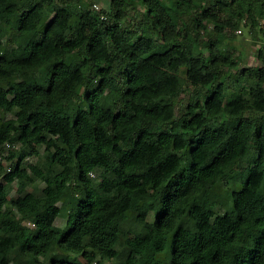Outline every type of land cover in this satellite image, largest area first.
<instances>
[{
    "label": "trees",
    "instance_id": "16d2710c",
    "mask_svg": "<svg viewBox=\"0 0 264 264\" xmlns=\"http://www.w3.org/2000/svg\"><path fill=\"white\" fill-rule=\"evenodd\" d=\"M0 24V264H264V0H0ZM241 25L260 64L233 77Z\"/></svg>",
    "mask_w": 264,
    "mask_h": 264
},
{
    "label": "rangeland",
    "instance_id": "374dc122",
    "mask_svg": "<svg viewBox=\"0 0 264 264\" xmlns=\"http://www.w3.org/2000/svg\"><path fill=\"white\" fill-rule=\"evenodd\" d=\"M110 0H89L91 3V7H93V3H96L99 9L108 8ZM94 8V7H93ZM97 9V8H96ZM132 10L129 12V16L132 15ZM212 27V24L209 25ZM2 29V25L0 24V31ZM240 29V32L238 31ZM226 33V41L224 42V47L230 49V51L234 54V57L237 59V66L230 71V74L234 77L238 70L243 69L248 66H255L259 65L260 61L256 57V49L259 46L258 37L260 36L259 33H256V36L251 33L248 27L239 26L237 28L228 27L225 30ZM5 39V38H4ZM3 39V40H4ZM116 89H119V85H115ZM182 98L184 100V94H182ZM6 118L12 117V113H6ZM28 161L33 162L36 160L35 156H29L26 158ZM93 175V174H92ZM1 180V179H0ZM43 186L39 180H36L33 184L28 185L26 190H35L39 191L40 188ZM17 184L13 183V189L10 193V196L16 195L17 191ZM66 217L64 214L58 216L55 220V223L59 226H63L65 223ZM127 243H132L133 236L130 234L127 238Z\"/></svg>",
    "mask_w": 264,
    "mask_h": 264
},
{
    "label": "built area",
    "instance_id": "2783aa9c",
    "mask_svg": "<svg viewBox=\"0 0 264 264\" xmlns=\"http://www.w3.org/2000/svg\"><path fill=\"white\" fill-rule=\"evenodd\" d=\"M93 7L99 8L96 3H93ZM238 31L240 32V29H238ZM13 147H14V145L8 141H6L0 145V163L5 165L7 170H9V167L6 165L5 156L8 154L9 150L12 149Z\"/></svg>",
    "mask_w": 264,
    "mask_h": 264
}]
</instances>
